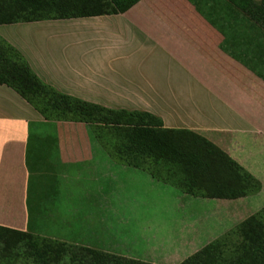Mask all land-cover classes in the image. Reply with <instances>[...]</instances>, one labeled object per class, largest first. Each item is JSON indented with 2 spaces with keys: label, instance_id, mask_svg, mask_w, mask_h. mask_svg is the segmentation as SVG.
<instances>
[{
  "label": "crops",
  "instance_id": "crops-1",
  "mask_svg": "<svg viewBox=\"0 0 264 264\" xmlns=\"http://www.w3.org/2000/svg\"><path fill=\"white\" fill-rule=\"evenodd\" d=\"M61 21L91 25L103 45L77 56L60 53L54 40L45 47L50 34L39 28ZM33 24L37 30L23 32ZM10 28L21 31L13 36ZM0 35L41 80L63 93L152 113L164 127L215 135L217 145L223 138L232 147L254 140L264 151V70L248 66L237 46L188 0H139L117 14L0 24ZM103 152L87 124L45 120L0 84V226L34 231L31 184L40 214L42 200L58 193L59 184L68 191L73 182L99 181L109 165Z\"/></svg>",
  "mask_w": 264,
  "mask_h": 264
},
{
  "label": "rangeland",
  "instance_id": "rangeland-1",
  "mask_svg": "<svg viewBox=\"0 0 264 264\" xmlns=\"http://www.w3.org/2000/svg\"><path fill=\"white\" fill-rule=\"evenodd\" d=\"M33 25L23 32L37 30L36 24ZM89 26H72L61 21L39 30L50 34L44 39L45 47H51L48 43L54 40L60 53L77 56L103 45L95 29ZM20 31L21 28L8 29L13 36ZM251 33L253 41L264 46V38L261 40L254 29ZM202 136L254 175L261 182L260 191L236 198L191 196L153 177L145 168L157 166L151 158L143 156L135 160L142 165L137 167L125 148L118 149L117 158L105 151V162L110 166L104 167L105 175L99 181L73 182L68 191L59 190L65 186L59 184L58 193L42 200L44 208L42 205L40 214L36 186L31 184L30 227L35 230L20 234L0 229V258L17 252L20 255L24 251L35 252L41 244L27 247L23 242L36 237V243L44 239L51 247L58 246L53 241L85 246L135 264H182L192 256L198 257L202 264H264L257 243L240 242L242 237L237 235L240 225L264 206V151L254 140L232 147L226 145L228 138H223L220 146L214 142L215 135ZM249 226L245 236L253 228ZM254 248L257 252L252 251ZM4 263L0 259V264Z\"/></svg>",
  "mask_w": 264,
  "mask_h": 264
},
{
  "label": "trees",
  "instance_id": "trees-1",
  "mask_svg": "<svg viewBox=\"0 0 264 264\" xmlns=\"http://www.w3.org/2000/svg\"><path fill=\"white\" fill-rule=\"evenodd\" d=\"M139 0H0V24L68 19L122 13ZM222 31L248 59V66L264 70L263 43L253 41L251 31L264 38V0H188ZM0 84L17 92L48 121L87 124L94 141L112 157L126 149L135 162L146 156L156 167L145 166L152 176L191 196L236 198L255 194L261 182L220 148L189 129L164 127L160 117L141 110L114 109L63 93L41 80L24 55L0 35ZM249 224L253 228L246 234ZM0 229H8L0 226ZM20 234L25 231L13 230ZM237 235L255 241L264 257V206L243 222ZM241 232H243L241 234ZM24 241L35 252L2 255L4 264H135L89 247L41 239ZM48 244V243H47ZM34 251V250H33ZM253 252L256 251L254 248ZM256 251V252H257ZM4 252V251H1ZM16 260V261H14ZM18 261V262H17ZM22 261L21 263H19ZM182 264H202L196 257Z\"/></svg>",
  "mask_w": 264,
  "mask_h": 264
}]
</instances>
